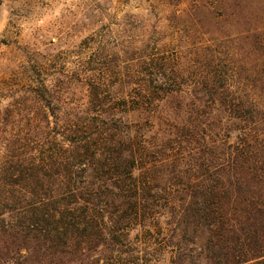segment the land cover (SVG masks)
I'll return each mask as SVG.
<instances>
[{
	"label": "trees",
	"instance_id": "obj_1",
	"mask_svg": "<svg viewBox=\"0 0 264 264\" xmlns=\"http://www.w3.org/2000/svg\"><path fill=\"white\" fill-rule=\"evenodd\" d=\"M215 2L194 7L202 36L220 22ZM222 5L224 22L237 28V54L230 74L211 66L197 83L187 118L183 99L167 122L141 110L154 100L146 80L118 100L127 122L118 110H47L45 203L33 222L73 248L66 264H264V7L251 14L248 0ZM164 78L155 84L167 92ZM89 85L103 107L102 82Z\"/></svg>",
	"mask_w": 264,
	"mask_h": 264
},
{
	"label": "rangeland",
	"instance_id": "obj_2",
	"mask_svg": "<svg viewBox=\"0 0 264 264\" xmlns=\"http://www.w3.org/2000/svg\"><path fill=\"white\" fill-rule=\"evenodd\" d=\"M219 1L211 5L220 22L213 36H202L191 22L198 0H0V264L75 260L73 248L51 242L44 223L33 222L45 203L47 110H118L113 113L127 122L129 108L118 100L146 80L154 81V100L141 110H158L167 122L165 116L180 110L183 99L187 118L197 83L211 66L230 74L237 54L231 43L237 28L230 19L224 22L222 5L237 0ZM248 2L251 14L262 12L264 0ZM169 73L173 82L164 78ZM162 78L167 92L156 87ZM96 79L103 84V107L89 98L88 86ZM141 118L130 115L146 124Z\"/></svg>",
	"mask_w": 264,
	"mask_h": 264
}]
</instances>
